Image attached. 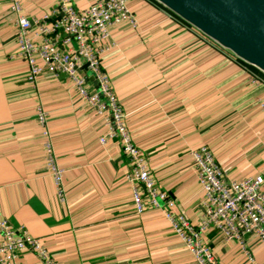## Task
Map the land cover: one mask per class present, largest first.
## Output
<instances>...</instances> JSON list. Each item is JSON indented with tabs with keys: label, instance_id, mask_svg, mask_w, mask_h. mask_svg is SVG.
<instances>
[{
	"label": "crops",
	"instance_id": "1",
	"mask_svg": "<svg viewBox=\"0 0 264 264\" xmlns=\"http://www.w3.org/2000/svg\"><path fill=\"white\" fill-rule=\"evenodd\" d=\"M20 1L27 17L57 5ZM88 5L75 0L78 9ZM129 6L138 27L125 24L112 32L103 69L157 184L176 199L174 210L196 223L204 191L191 150L208 146L228 179L264 169V79L253 82L242 61L154 0H131ZM16 32L10 1L0 0V217L40 238L58 264H191L164 207L136 213L137 184L127 178L121 143L100 142L110 115L82 99L66 74L45 73L29 83L28 64L16 55ZM39 102L66 169L65 200L45 168ZM204 242L220 264H264V241L250 242L253 261L216 232ZM18 264L45 263L27 249Z\"/></svg>",
	"mask_w": 264,
	"mask_h": 264
},
{
	"label": "built area",
	"instance_id": "2",
	"mask_svg": "<svg viewBox=\"0 0 264 264\" xmlns=\"http://www.w3.org/2000/svg\"><path fill=\"white\" fill-rule=\"evenodd\" d=\"M9 1L16 15V55L28 64L29 83L35 84L45 73L66 74L82 99L99 114L107 116L105 111H110L106 120L108 130L100 137V142L105 144L109 139H118L121 143L130 165L127 178L137 184L133 190L136 213L141 214L148 207H164L166 219L193 256L191 264H220L204 242V236L210 232L222 235L229 245L238 244L253 261L250 242L264 241V169L256 176L228 179L208 146L191 150L204 191L203 211L194 223L184 213L174 210L176 199L157 184L148 167V157L133 142L111 76L102 64V54L109 47L112 32L125 24L138 27V19L129 6L131 0H89L84 9L76 8L75 0H57L55 8L40 17L25 16L21 13L20 0ZM243 67L251 74L253 82L263 83V78L249 65L243 63ZM91 75L94 76L93 88H90ZM36 119L44 137L45 168L59 198L65 200L66 169L59 164L48 128V112L40 102L36 105ZM139 185L143 186L146 196ZM27 249L35 252L45 264H58L40 238L24 228L14 229L7 219L0 217V264H18L19 254Z\"/></svg>",
	"mask_w": 264,
	"mask_h": 264
},
{
	"label": "water",
	"instance_id": "3",
	"mask_svg": "<svg viewBox=\"0 0 264 264\" xmlns=\"http://www.w3.org/2000/svg\"><path fill=\"white\" fill-rule=\"evenodd\" d=\"M154 1L264 74V0Z\"/></svg>",
	"mask_w": 264,
	"mask_h": 264
},
{
	"label": "rangeland",
	"instance_id": "4",
	"mask_svg": "<svg viewBox=\"0 0 264 264\" xmlns=\"http://www.w3.org/2000/svg\"><path fill=\"white\" fill-rule=\"evenodd\" d=\"M127 29H130V28H127ZM133 29V28H132ZM251 67V66H250ZM256 71V70H255ZM256 73L260 76V77H262L263 79H264V75H262L261 73H260V71L258 72V71H256ZM106 112V114L107 115H110V111L109 110H106L105 111ZM159 202H160V204L162 205V206H164V202L161 200V199H159ZM149 208H152V207H149ZM148 209V208H147ZM146 209V210H147ZM148 211V210H147ZM231 247L233 248V249H236V248H240L239 247V245L238 244H235V243H231Z\"/></svg>",
	"mask_w": 264,
	"mask_h": 264
},
{
	"label": "trees",
	"instance_id": "5",
	"mask_svg": "<svg viewBox=\"0 0 264 264\" xmlns=\"http://www.w3.org/2000/svg\"><path fill=\"white\" fill-rule=\"evenodd\" d=\"M210 41V40H209ZM211 42V41H210ZM213 43V42H212ZM250 68H253L254 70L258 71L257 69H255L254 67H250ZM259 72V71H258ZM263 75V74H262ZM124 153V152H123ZM125 154V153H124ZM126 156V154H125Z\"/></svg>",
	"mask_w": 264,
	"mask_h": 264
}]
</instances>
